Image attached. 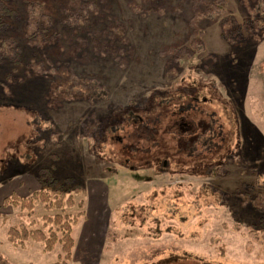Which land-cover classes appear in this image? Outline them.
<instances>
[{
	"label": "rangeland",
	"instance_id": "rangeland-1",
	"mask_svg": "<svg viewBox=\"0 0 264 264\" xmlns=\"http://www.w3.org/2000/svg\"><path fill=\"white\" fill-rule=\"evenodd\" d=\"M23 2L17 27L3 23L0 37H15L47 65L10 76L12 65L0 62L1 255L10 264L58 260L60 246H11L7 230L20 210L4 205L38 190L37 171L56 164L58 177L87 191L70 264H264L256 227L264 214V0H228L217 20L201 15L215 0L64 2L52 38L37 33L49 20L29 22ZM150 6L165 15H143ZM240 24L245 36L235 41ZM198 26L202 50L192 45ZM184 90L198 93L213 118L202 155L200 142L177 150L178 125L151 138L135 122L167 124L164 106L147 100ZM216 128L225 142L217 155L208 148L222 145ZM190 146L196 153L187 158ZM56 213L38 204L36 219Z\"/></svg>",
	"mask_w": 264,
	"mask_h": 264
},
{
	"label": "trees",
	"instance_id": "trees-1",
	"mask_svg": "<svg viewBox=\"0 0 264 264\" xmlns=\"http://www.w3.org/2000/svg\"><path fill=\"white\" fill-rule=\"evenodd\" d=\"M18 1L19 0H0L1 27L4 24L11 25L15 28L17 27V25L14 24V21L18 13H20ZM70 1L73 3L76 0H24V13L29 22L36 16L40 19H48L50 23L40 24L41 26L37 30V33H41L47 38H52L58 34L57 29H55L56 22H59L64 18V2ZM227 3L228 0H215V2H210L205 7L206 9L204 10V13L201 15H204L207 19L217 20L219 15L225 12L224 6ZM157 13L164 16L166 11L160 7L150 6L144 11L143 15ZM233 25L235 24L233 23ZM24 30H26V27ZM231 31L230 35L235 37V41L238 39L241 40L245 36L243 24H240L238 29L235 28ZM197 32L198 34L192 41V45L194 44L196 49L202 50L204 34L199 26L197 27ZM246 34L248 35L247 31ZM226 36L227 35L223 32L222 38L224 40H226ZM7 48L9 50H7ZM47 54L49 59V52ZM41 56V53H38L37 51L34 52L27 50L16 40L15 37H0V62L12 65L10 76L13 74L15 76L19 73L21 74L22 71L28 72V76L33 74V72L41 73L36 69L37 61H42ZM42 62L45 66L47 65V59ZM15 76H13V78L17 79ZM183 98H186L189 101H187V103L181 102L178 106H173L172 102H180ZM147 102L150 107L157 106L158 104L164 106V114L166 113L169 121L167 124H160L159 128H156V125L159 124V120L157 119L149 117L145 120H136L135 122L138 123V126H140L141 129L151 133L149 134L150 137H154L155 131L156 133L158 130L161 131L168 124L172 126L178 125L181 127V131L178 132V135H175L177 150L181 152L185 147L187 148L189 142H200L197 149L200 151L199 154L202 155L205 146L204 143L201 142V138L203 139L206 131H211L212 125L214 124L212 116H206V111L203 110L202 107L205 100L201 102L198 93L194 96V93L190 94L186 90L178 95L177 93L171 94V92H159L155 93L152 100H147ZM193 125L196 130L195 133L193 130L188 132L182 131L187 126H190L192 129ZM184 132L188 134H185ZM216 134L217 139H220L222 145L220 146L218 143H214L208 146L209 151L213 152L215 155H217L216 151L219 150L220 153H222L225 149L222 130H217L216 128ZM192 153L196 152L191 150L190 146L187 150V158L189 156L191 157ZM211 163L214 164V161ZM56 172V164L40 168L36 173V180L39 184L38 190H35L26 197H21L16 193H13L5 198V206L18 208L20 210V213L18 214L19 222L8 227L7 240L12 247L22 250L28 249L32 244H40L43 252L46 253L53 252L58 246H60L61 254L58 256V260L53 264H70L73 260L74 249L76 246L74 231L80 220L86 215L84 209L86 207L87 191L74 177L67 176L60 178ZM80 196L81 199L77 200V197ZM38 204L43 205V208L47 212L55 211L57 213L54 215L46 214L41 220H37L36 208ZM73 208H77L79 212L76 214L71 213L69 209ZM0 220L2 221V225H7L8 218L1 213ZM258 222V225H255L256 227H259L257 228V234H264V214L259 218ZM0 264H10L9 260L4 258L1 253Z\"/></svg>",
	"mask_w": 264,
	"mask_h": 264
}]
</instances>
